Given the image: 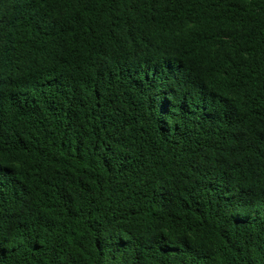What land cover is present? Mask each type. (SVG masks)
Returning <instances> with one entry per match:
<instances>
[{
	"label": "trees",
	"instance_id": "obj_1",
	"mask_svg": "<svg viewBox=\"0 0 264 264\" xmlns=\"http://www.w3.org/2000/svg\"><path fill=\"white\" fill-rule=\"evenodd\" d=\"M0 264H264V0H0Z\"/></svg>",
	"mask_w": 264,
	"mask_h": 264
}]
</instances>
